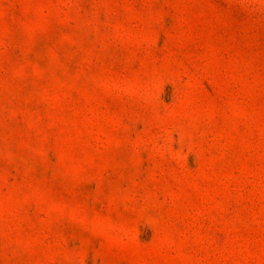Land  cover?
Masks as SVG:
<instances>
[{
  "label": "rangeland",
  "instance_id": "obj_1",
  "mask_svg": "<svg viewBox=\"0 0 264 264\" xmlns=\"http://www.w3.org/2000/svg\"><path fill=\"white\" fill-rule=\"evenodd\" d=\"M0 264H264V0H0Z\"/></svg>",
  "mask_w": 264,
  "mask_h": 264
}]
</instances>
